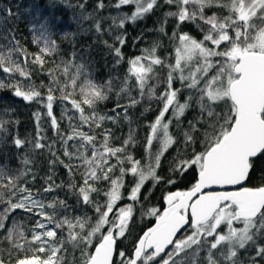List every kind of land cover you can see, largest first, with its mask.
I'll list each match as a JSON object with an SVG mask.
<instances>
[{
  "label": "snow or ice",
  "instance_id": "snow-or-ice-1",
  "mask_svg": "<svg viewBox=\"0 0 264 264\" xmlns=\"http://www.w3.org/2000/svg\"><path fill=\"white\" fill-rule=\"evenodd\" d=\"M163 4L174 10L164 13L158 31L167 35L168 19H175L174 59L168 62L158 54L159 41L127 58V73L116 92L127 93V103H117L113 115L100 113L97 106L109 99L117 78L97 83L88 64L77 62V51L47 69V85L33 81L29 66L43 72L46 58L58 54L54 36L65 25L59 6L72 10L71 23L77 28L62 32L66 40L74 41L79 33L103 35L110 21L107 31L117 34L114 43L104 44L119 65L125 60V25L152 14L163 6L161 0H94L91 9L89 0H31L23 14L38 47L34 53L21 45L11 26L21 19L20 5L15 10L8 4L0 7V39L5 41L0 44V72L5 74L0 89L40 104L58 137L44 142L42 113L37 111L33 140L7 138L13 121L3 117L10 109L0 114V133L5 134L0 135V157L9 139L18 151L31 144L32 152L46 149L51 156L42 191L28 186L29 177L37 179L29 155L20 158L19 168L10 166L14 154L0 159V204L6 205L0 212V230H5L3 239L11 245L7 262L0 255V264H13V251L14 264H264V169L258 184L249 183L256 162L264 158V0H163ZM126 6L132 7L131 14L121 11ZM107 8L117 14L102 15ZM183 25H195L201 38L181 31ZM177 81L179 87L174 86ZM133 88L138 97L131 94ZM145 98L157 101L160 108L147 125L146 163H142L128 150L136 143L134 130L130 128L123 143L114 146L112 131L104 124L116 122L121 111L131 122L128 109ZM58 99L65 102L60 120L68 121L67 132L61 131L53 112ZM189 111L194 115L184 127ZM174 122L182 129V139L171 132ZM155 144L159 147L153 152ZM177 144L181 147L169 161V174L159 175L162 158ZM57 166L65 169L67 184L56 182ZM189 173L188 187L163 196V210L151 207L143 213L154 217L155 223L139 235L131 250L121 246L131 233L145 183L175 186ZM129 175L134 178L127 195L131 203L121 205ZM62 189L74 198L75 206L59 196L41 198ZM101 195L103 202L96 199ZM85 207L94 216L75 214ZM18 209L36 217L30 237L19 223L6 226Z\"/></svg>",
  "mask_w": 264,
  "mask_h": 264
},
{
  "label": "trees",
  "instance_id": "trees-1",
  "mask_svg": "<svg viewBox=\"0 0 264 264\" xmlns=\"http://www.w3.org/2000/svg\"><path fill=\"white\" fill-rule=\"evenodd\" d=\"M31 2V0H0V7H3L5 4L13 6L15 10V5H20V11L22 13L21 19L19 23H14L11 25L16 30L17 39L20 40L22 46H25L29 53H34L38 51L37 45L32 43V33L29 31V22L26 15L23 14V9ZM106 3L109 0H105ZM114 3V0H112ZM94 4V0H89V9H91ZM162 7L156 9L152 14L146 16L142 20H138L135 23L129 22L125 25L122 30L127 34V42L124 45L122 51L125 56V60L122 61L119 65H116L115 58L111 54L110 50L105 46L104 41H108L109 44L114 43V36L117 34L116 32H108V24L110 21L106 22L104 27L106 31L103 35L96 34L94 32L88 33H79L75 40H66L62 38L63 31H77L75 25L71 23V15L72 10L65 8L63 5L59 6L57 9L58 14H62L65 16V25L62 29L58 30L54 39L57 40L59 44L58 54L46 58L48 63L45 65V69L41 72L35 66L30 65V69L33 71V81L39 85L41 81L44 82L45 85L48 84L49 77L46 72L48 68H53L56 63H60L61 59H66L70 56L73 51L78 52L77 62H85L88 64L90 71L93 74V78L97 83H102L108 80L110 77L117 78L114 80V90L110 94L109 99L106 101L100 102L97 106V110L102 114L113 115L111 109L115 107L117 103L126 104L127 103V93H122L120 96L116 95V92L119 91L121 86V82L123 81L126 73H127V58L140 55L141 50L143 48L150 47L154 41L160 42V49L158 50V54L162 58H167L168 62H172L174 59L173 49L177 45L178 41L171 39V35L173 30L175 29V19L169 18L168 23L166 25L167 35H161L158 31L160 23L163 21L164 13L167 11L174 10V8H170L168 5L163 4V0H161ZM131 6H126L121 11L127 12L131 14L132 12ZM117 12L115 9L107 8L103 11L102 15H116ZM88 26L87 24L85 25ZM181 31H188L190 34L196 36L198 39L201 38V34L196 29L195 25H183L181 26ZM137 37H141L137 40ZM5 43L2 39H0V44ZM158 71H161L158 69ZM5 74L0 72V78H3ZM162 75H166V69L162 71ZM16 79H20L18 76ZM7 82H11L10 80ZM64 78L61 77V83H64ZM82 82V81H81ZM26 83V82H25ZM134 84V81L130 82ZM179 87V82L177 81L174 85ZM79 87V84L77 85ZM71 90V89H69ZM163 88L160 87L157 89V95ZM41 91L46 92V89H41ZM131 94L133 96L138 97V91L133 88ZM55 95L57 97L60 96V92H56ZM187 95L185 92L181 96V100L184 99V96ZM79 98V97H77ZM70 107V105H68ZM65 107V102L60 101L59 99L53 106L54 115L57 117V120L60 121L61 131H68V121L60 120L61 113L63 108ZM160 108V104L155 101H149L147 98L142 100L135 107H131L128 109V117L129 120L124 119V114L121 110L120 118L116 122L106 121L104 127L111 129L113 134V145L119 146L123 143V141L129 135V129L134 130V138L135 145L129 147V151L135 156L136 159L141 160L142 163H146V153H145V145H146V137L148 135V127L147 125L152 122L155 117L158 115ZM4 109H10L8 114L3 118L6 120L13 121V123L9 126L8 133L6 134L7 138L19 135L21 138H26L28 140H33L36 137L37 132V123L33 116V113L39 111L42 113L40 119V128L42 129L41 135L46 139L44 142L50 143L52 140H58L54 131L50 126V120L47 118L46 110L38 103L25 102L22 98H17L12 95V92L8 89H0V114H3ZM194 113L189 111L186 113L183 118L184 127L187 126V121L192 119ZM15 121H19V123H15ZM87 130V129H85ZM171 132L174 136L179 139H182V129H178L175 126V122L171 128ZM0 135H5L0 133ZM71 143V142H70ZM31 144H28L23 150H16L10 143L6 147L3 148L4 156L0 157V159L6 158L11 154L12 158L10 159V166L13 168L20 167V158L27 154L34 161L33 171L36 173L37 179L35 181L31 180V177L28 178L29 184L28 186L33 190H41L44 187V177L48 174V162L51 159L48 151L45 149L44 151H31ZM159 147L158 144H155L153 147V152L157 150ZM181 147V145L177 144L169 149V151L165 154L161 161V167L158 169V174L161 176H167L169 161L176 154V149ZM58 154H60L59 144L57 145ZM63 158V157H62ZM262 169H264V158H261L256 162V168L252 175V179L250 180V185L258 184L259 178L262 174ZM56 173L55 179L56 182L64 181L65 184L68 182V177L63 166H57L54 170ZM192 173H189L187 177L183 181H179L175 186L167 185L166 183H160L153 187L152 181H147L144 187L141 189V201L136 205V211L134 214V222L131 227V233L128 237V240L122 241L121 246L127 247L131 250L132 243L138 239L139 235L143 233L148 227H151L155 223L154 217H148L143 215L147 210L151 207H158L163 210L165 206L163 201V196L168 191H175L177 189H184L189 186L191 180ZM79 179V177H77ZM134 183V178L129 175L125 178V188H124V196L120 204H128L131 203L130 200L127 199L128 192ZM100 187H105L104 185H100ZM54 196H59L62 199H66L70 205L75 206L74 198L64 189L59 190L57 192L46 194L44 199L51 200ZM146 198V199H145ZM100 202H103L104 197L101 195L96 197ZM142 205V206H141ZM5 204H0V212L3 211ZM87 213L89 216H94V212L90 207L85 208H77L75 214ZM72 214V213H69ZM36 217L33 214H29L24 210H16L14 213L10 214L9 219L5 221L6 226L11 228L13 222L21 224L27 236L30 237L31 232L29 229L34 225ZM4 235H6L5 230H0V255H3L5 261L8 260V251L11 248V245L3 239ZM69 252L71 249L69 248ZM79 256V252L76 253ZM16 259V253L13 251L12 261ZM71 259V257H69Z\"/></svg>",
  "mask_w": 264,
  "mask_h": 264
}]
</instances>
